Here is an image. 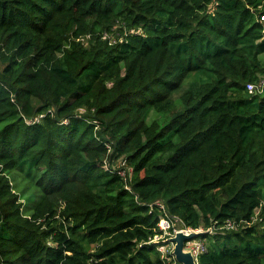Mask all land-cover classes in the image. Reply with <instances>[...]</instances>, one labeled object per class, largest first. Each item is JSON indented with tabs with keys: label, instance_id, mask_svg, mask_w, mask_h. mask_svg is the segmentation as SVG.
<instances>
[{
	"label": "trees",
	"instance_id": "obj_1",
	"mask_svg": "<svg viewBox=\"0 0 264 264\" xmlns=\"http://www.w3.org/2000/svg\"><path fill=\"white\" fill-rule=\"evenodd\" d=\"M0 61V264H264V0H0Z\"/></svg>",
	"mask_w": 264,
	"mask_h": 264
},
{
	"label": "built area",
	"instance_id": "obj_2",
	"mask_svg": "<svg viewBox=\"0 0 264 264\" xmlns=\"http://www.w3.org/2000/svg\"><path fill=\"white\" fill-rule=\"evenodd\" d=\"M247 87H248L249 90H253V88H254L252 83H249L247 85ZM120 174L126 175V171L125 170H121ZM159 204H160V206L162 208H164V205L162 203H159ZM230 223L231 222H229V225H231ZM159 227H160V230L165 231V234L168 237L164 238L163 235H161V236L157 235L154 238V242L159 243L160 241H162V242H165V244L167 242H169V244H171L170 247H168L165 244H163V245H160L158 248L162 252V255L165 258L172 259V260L174 259V255L172 254V251H173V248H174V243L171 240H169L171 236L175 235V233L177 231H180V230L185 231L187 233L190 232V231L203 230L202 227H200V228H192V227H184V226H182L181 219L178 216H175V215L162 216L161 220L159 222ZM186 249L191 250L192 254L195 257V259L198 260L199 254L206 249V246H205L204 242H202V241L195 242V240H191V241L187 242ZM168 254H170L171 256L169 257ZM167 264H176V260L174 259L173 263H167Z\"/></svg>",
	"mask_w": 264,
	"mask_h": 264
},
{
	"label": "water",
	"instance_id": "obj_3",
	"mask_svg": "<svg viewBox=\"0 0 264 264\" xmlns=\"http://www.w3.org/2000/svg\"><path fill=\"white\" fill-rule=\"evenodd\" d=\"M203 230L197 231H177L175 235L170 237V240L174 243L173 255L177 264H198L191 250L186 249V244L189 240L197 238L203 234Z\"/></svg>",
	"mask_w": 264,
	"mask_h": 264
},
{
	"label": "rangeland",
	"instance_id": "obj_4",
	"mask_svg": "<svg viewBox=\"0 0 264 264\" xmlns=\"http://www.w3.org/2000/svg\"><path fill=\"white\" fill-rule=\"evenodd\" d=\"M2 64H3V63L0 61V66H2ZM257 211H259V209H257ZM195 239H196V238H195ZM200 239H201V238H197V239L195 240V242L200 241ZM211 239H212V237H210V240H211ZM165 245L168 246V247H170L171 244H169V242H167Z\"/></svg>",
	"mask_w": 264,
	"mask_h": 264
},
{
	"label": "clouds",
	"instance_id": "obj_5",
	"mask_svg": "<svg viewBox=\"0 0 264 264\" xmlns=\"http://www.w3.org/2000/svg\"><path fill=\"white\" fill-rule=\"evenodd\" d=\"M203 231H204V228H203ZM170 240V239H169ZM192 240V239H191ZM163 244H165V242H161V243H159V245H158V247L160 246V245H163ZM159 249V248H158ZM161 252V251H160ZM162 253V252H161ZM173 254V253H172ZM163 256V255H162ZM174 259H175V257H174ZM176 264H177V261H176Z\"/></svg>",
	"mask_w": 264,
	"mask_h": 264
}]
</instances>
